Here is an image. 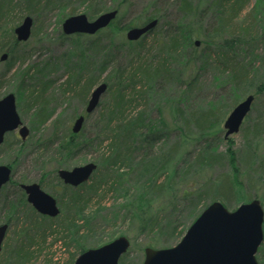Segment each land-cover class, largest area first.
I'll return each instance as SVG.
<instances>
[{"label": "trees", "instance_id": "1", "mask_svg": "<svg viewBox=\"0 0 264 264\" xmlns=\"http://www.w3.org/2000/svg\"><path fill=\"white\" fill-rule=\"evenodd\" d=\"M68 1L0 0V87L4 84L8 73L16 63L15 51L21 44L14 33L17 26L15 27L14 22L10 24L7 20L8 17L16 10L20 11L19 18L25 14L26 16H36L50 5L62 6V10L65 11L66 6L64 4H67ZM99 2L100 0H90V17L101 14ZM175 2L182 20L178 24L172 23L164 29L163 27L157 28V26L149 32L150 35H144L137 41L128 40L124 31L156 18L160 23L161 19L157 13L147 14L148 12L144 11L137 18L139 24L131 22L122 25L121 18L124 8L128 6L127 0H120L118 4L109 9L118 10L117 17L108 27L100 30L95 35L74 34L69 36L64 32L61 33L62 39L71 40L73 43L84 41L90 45V53L89 47L83 44V47L80 48L81 55L67 66L69 74L65 83L66 88L63 91L64 95H68L73 99L77 98L87 104L89 93L100 80V75L107 70L110 71L108 78L103 82L108 83L107 91L111 93V103L100 115L97 124V135L93 139H82L83 134H81V131L75 134L72 129L68 128L66 133L59 137L57 131L58 119H56L53 121L55 130L48 137L47 142L41 144H44L45 147L55 146L54 153L59 156L55 159L53 172L58 176L59 169L71 168V165L67 164L65 159H72L84 146L86 140H89L90 143L97 141V148L108 141V152H100L96 162L98 164L96 176L100 175L95 176L92 183H83L78 186L79 189H76L63 183L58 177L65 191L59 197V203L62 206L65 203H68L69 206L75 205L77 209L76 215L66 220L67 225L65 222L63 223V230L65 237L72 239V242L77 245L79 254L89 248L85 244L88 234L83 232L87 226L89 228L95 217H90V214L86 215L85 213L89 202L95 196L103 198L106 194H116L115 192L122 190L127 181V173L122 171L126 164L129 165V168H141L144 176L142 188L137 190L135 197L133 196V198L126 201L115 213L116 219L122 217L123 221L129 223L130 229L127 233L128 237L132 235L130 236L132 239L131 245L132 242L135 243L137 237L146 235L150 238L146 240L145 247L163 246L166 248V246H170L164 237L166 235H169V237L174 236L178 230L180 226L178 218L181 213L179 205L182 202L188 203L187 207L193 211L191 225L207 207V204L211 202L219 200L227 207L249 202L259 195V193L257 195L255 193V196L252 195V182L255 173H259V176L264 178V151L258 152L262 141H264V82L256 88L255 101L252 107V111L256 115L252 116L251 112L243 122V124L248 123L244 129V137L251 148L247 146L249 150L242 153V164L244 166L239 164V154L235 149L233 137L224 138L225 130L220 126L219 113L226 101H222V105L210 106L206 110H194L188 114L187 118L183 107L178 105L176 112L178 115L181 113L183 119V125L179 129L181 128L180 130L185 132L188 129H195L196 135L189 138L180 133V137L172 142L166 151H163L162 147L156 148L168 138L169 128L160 125L162 121L156 123V121L147 120L146 110L140 111L135 117L126 118L125 113L128 107L136 98L139 97L146 101L147 93L155 90L154 87L157 81L160 79L169 80L173 76L170 72L175 62L182 63V60H185L182 71L184 73L189 66L197 61L213 66L222 75H226L235 88L241 89L249 79L246 65L236 57L234 51L244 35L245 37L249 36V38L253 37L250 27L244 30L231 27L234 18L244 10L247 0H175ZM204 5L205 7H213L218 13L217 21L211 26L210 30L204 29L201 22H194L193 20L197 18L195 14L203 12ZM119 12H121V15H119ZM71 15H74L73 11L68 13L66 17ZM36 18L34 17L31 37H35L38 32ZM233 31H237V34L233 36L231 41L224 38L226 34H233ZM198 40L205 45L201 50L196 45ZM153 45L158 46V55L155 57L157 61L149 59V56H146L145 59L140 58L139 55L141 52L143 53L145 46ZM121 51H126L127 59L125 62L122 60L123 55H120ZM4 53H8V59L3 62L1 56ZM135 58L138 61L136 65H133L136 61ZM36 67L37 64H31L26 68H19L17 75H19L20 80L15 91L23 111H32V130L47 125L53 119L54 111L50 110V100L47 96L48 83L41 80L43 69H46V66L38 69L37 72L41 76L37 78L38 81L34 84V87L27 88L24 85L26 77ZM129 67L132 68L129 69ZM193 67L195 68V66ZM182 72L179 71V77ZM196 80L197 76H192L189 81L184 79L183 83L186 81L189 87H193V82ZM138 85H140L139 89L137 88ZM129 89H132L133 96L129 97ZM134 93L138 96H134ZM237 102L238 100L234 97L230 108L235 106ZM180 130L179 132H181ZM222 139H226L228 144L226 151L223 153L219 151L218 146V142ZM192 140L201 141V147L196 154L190 153L189 143ZM138 151L142 153L140 159H136L135 156ZM188 158L190 160L188 166L185 164L182 167L181 162L186 160V163ZM222 159L228 160L231 167L229 172L225 171L218 177L203 176V173L209 167L213 168ZM9 165L13 168L12 163ZM193 170L194 173H192ZM40 182L43 186V180ZM14 183L12 176L11 181L2 190L9 184ZM21 184L23 183L18 182L14 185L21 192L20 202L28 205L26 202L27 196ZM80 189H87V195L80 192ZM154 196L157 197V200L153 198ZM260 198L264 201V195ZM64 199H67L68 202ZM9 208L10 213H14V216L18 213L15 203H10ZM102 209H104V206L99 205L97 212H101ZM60 210L63 211L61 208ZM30 212L32 217H30V214L24 218V221H30L31 225L29 228L22 230L24 235L20 239L23 240L11 247L10 258L1 264H9V262L11 264H23L25 260L33 255V252L29 250L32 246V236L29 235V232L34 227L38 229L45 228L39 225L36 211L31 206ZM173 212L176 215L170 218L168 215ZM38 218H41L42 225L52 229L53 218L42 214H38ZM47 222H49L48 225H46ZM190 225L187 224L186 229ZM66 230H68L67 233ZM101 244L103 243L99 245ZM259 251L264 254V242ZM120 264H124L123 260Z\"/></svg>", "mask_w": 264, "mask_h": 264}, {"label": "rangeland", "instance_id": "2", "mask_svg": "<svg viewBox=\"0 0 264 264\" xmlns=\"http://www.w3.org/2000/svg\"><path fill=\"white\" fill-rule=\"evenodd\" d=\"M119 2L120 0H100L99 10H101V13L109 11L111 7ZM64 5L66 6L65 11L62 10V6L55 7L50 5L47 9L44 8L39 15L32 16L33 19L37 17L38 32L35 37H30L28 41L21 42L20 46L16 49V63L13 65V69L8 73L4 84L0 87V99L10 92L16 95L15 91L20 80L19 75H17L19 68H26L28 65L37 64V67L30 71L24 81V85L27 88H32L38 81L37 78L41 76L37 72L38 69L42 66H46V69H43V78L41 80L48 83L47 96L50 100V110H54L53 119L49 121L47 125L37 130H32V111L24 112L16 95L17 110L23 124L30 129V133L28 137L23 140L18 130L9 132L6 134L5 141L0 147V164L9 165L12 163L13 181H15V183L21 182L24 184H41L40 181L43 180L44 185L42 188L57 199L59 207L63 210L57 217H51L54 220L52 229L41 224L42 220L38 218V214L40 213L35 210L39 225L45 229L34 227L30 230L29 235L32 236V246L29 250L33 252V255L29 257L28 260H25L23 264H74L78 257L79 252L77 245L72 242V239L65 237V232L63 230V223L65 222L67 225L66 220L75 216L77 209L75 205L69 206L68 203H65L66 206H62L59 203V197L65 192L61 180L58 178L59 176L53 172L56 163L55 159L59 155L54 153L55 146L49 145L50 147H45L44 144H41L43 142L46 143L48 137L55 130V127H53L54 120L58 119V136L62 137L66 133V129H72L74 121L81 114L86 116L85 123L81 130V134H83L81 138L93 139L97 135V124L100 115L104 113L105 108L111 103V93L107 91L97 110L87 115L85 111L87 104H84L77 98L73 99L68 95H64L63 93L64 88H66L65 83L68 80L69 74L67 66L76 60V57L81 55L80 48L83 47V44L89 47L90 53V45L84 41H81V43H73L71 40L62 39V23L67 18L66 15L71 11H73L74 14L85 13L90 19H94L99 15L97 14L94 17H90V0H69L68 3ZM127 5L128 6L123 10L121 18L122 25L131 22L136 23L137 18H139L144 11L148 12L147 14L157 13L160 16L159 18L161 20L157 28L163 27L164 29L168 25L172 23L178 24L182 20L175 0H127ZM19 14V10L13 12L12 15L8 17V22H10V24L14 22L13 24H15V27L18 26L26 16L25 14L23 17L19 18ZM119 15H121V12H119ZM195 16L197 18L193 19L194 22H201L204 29L210 30L211 26L217 21L218 13L213 7H205L204 5L203 12L201 14H195ZM137 24L139 23L137 22ZM231 27L237 30H244L250 27V32L253 36L252 38H249V36L245 37V35L243 36L244 38L241 37L243 39L239 42L234 51L236 57L244 62L249 73V79L241 89L235 88L230 82V79H228L226 75H222L215 67L202 64L201 61H197L192 66H189L184 73L182 71L185 60H182V63L175 62L171 67L170 73H172L173 76H171L169 80L160 79L156 82L154 87L155 90L147 93L146 101L138 97L128 107L125 113L126 118L135 117L140 111L146 110L147 120L156 121V123L162 121L160 125L169 128L168 138L156 148L162 147L164 149L163 151H166L168 146L180 137V133L189 138L196 135L195 129H188L187 132L180 130L181 128L179 129V127L183 125V119L181 113L178 115L176 112V107H178V105L183 107L187 118L188 114L194 110H206L210 106L222 105V101H226V104L222 105V109L219 113L221 118L220 126L224 129L223 125L225 120L233 108L249 94L256 95L257 86L264 82V0H247L244 10L234 18ZM230 32L232 31L230 30ZM126 33L127 31H124L125 36ZM236 34L237 31H233V34H226L224 38L231 41ZM204 47L205 45L202 44L201 41L198 48L201 50ZM157 48V45L145 46V50L143 51L142 49L143 53L141 52L139 55L140 58L145 59L146 56H149V59H155L156 62L157 59L155 57L158 55ZM214 54L216 55V53ZM120 55H123L122 60L125 62L127 59L126 51H121ZM135 60L133 65L137 64L138 59L135 58ZM193 66H195V68ZM130 68L132 67H129V69ZM179 71L182 72L180 77ZM109 74V70L102 73L96 85L108 78ZM192 76H197V80L193 82V87H189L186 81L183 83V80L189 81ZM137 88L139 89L140 85H138ZM91 92L89 93L87 101L90 98ZM128 94L129 97L131 95L133 96L132 89H129ZM136 95L137 94L134 93V96ZM234 97L238 102L235 106L230 108V104ZM251 112L252 116L256 115L254 111ZM247 125L248 123L243 124L241 130L231 136L235 141V149L239 154L240 166H244L241 157L243 151L249 150L247 146L250 148L244 137V129ZM179 130L181 132H179ZM189 145L190 153L196 154L201 147V141L192 140ZM218 146L220 152H225L228 147L227 140H220ZM97 147V141L90 143L89 140H86L81 150L72 159H65V161H67V164L71 165V168L84 165L88 162H97L100 152H108V141H105L99 148ZM259 151H264V141H262L261 148L258 152ZM135 156L136 159H140L142 153L138 151V153H135ZM185 161L181 162L182 167L185 164L188 166L190 160L188 158L186 163ZM230 169L231 167L228 160L225 161L222 159L213 166V168L209 167V169L203 173V176L207 177L210 175V177H218L225 171L229 172ZM122 171L127 173V181L125 186L122 187V190L120 192H115L116 194H106L103 198L95 196L89 202L85 210L86 215L90 214V217L95 216L93 218L95 222H91L89 228L87 226L83 232L84 234H88L85 244L89 248H97L121 235L128 237L127 232H129L130 229L129 223L123 221L122 217L116 219L115 213H117V209L122 207L126 201L133 198V196L135 197L137 190L142 188L144 176L141 168H129L128 164L123 167ZM96 173L97 171L94 172L87 184L93 182ZM192 173H194V170ZM99 175L100 174L96 177ZM14 184H9L0 192V225L5 223L9 225L3 248L0 252V264L10 258L11 247L23 240L20 239L21 236L24 235L22 230L29 228L31 225L30 221L25 222L24 218L26 215L31 214V212L29 213L30 206H33L28 202L27 198L26 202L28 205L20 202L21 192ZM252 187V195L255 196V193L256 195L259 193L257 196L258 199L264 195V178H261L259 173H255ZM75 188L79 189V187ZM80 192H84L85 195H87V189H80ZM153 198L157 200V197L154 196ZM64 201L68 202L67 199H64ZM260 201H262L261 203L264 205L263 199L260 198ZM10 203H15L17 206L18 213L15 216L14 213H10ZM187 204L182 202L179 205V207H181V213L178 218L180 226L174 236L172 235L169 237V235H166L164 237V239L169 242L168 245H170L166 246V248L177 245L190 227L188 226L186 229L187 224L190 225V221L192 220L193 211L187 207ZM240 204L241 203L227 206V208L229 210H234ZM99 205L104 206L101 212H97ZM175 215L176 214L173 212L168 216L173 218ZM30 217H32V214ZM9 221H11L10 224ZM48 224L49 222L46 223V225ZM184 229L186 230L184 231ZM67 232L68 230H66V233ZM149 238L150 237L146 235L137 237L135 243L133 244L132 242L129 251L121 257L120 262L123 260L124 264H142L145 260V243ZM160 238L163 239V237ZM100 243L103 244L99 245ZM156 248L164 247L158 246ZM256 256L258 262L264 264V254L259 251ZM9 264L11 263L9 262Z\"/></svg>", "mask_w": 264, "mask_h": 264}, {"label": "water", "instance_id": "3", "mask_svg": "<svg viewBox=\"0 0 264 264\" xmlns=\"http://www.w3.org/2000/svg\"><path fill=\"white\" fill-rule=\"evenodd\" d=\"M118 10L101 13L94 19L80 13L68 16L62 23L66 35H95L108 27L117 17ZM159 23L153 19L143 25L127 30L126 37L137 41L149 34ZM34 19L27 15L15 28L14 33L19 42H26L32 35ZM200 45V41H196ZM8 59V53L1 56V61ZM108 90V83L101 82L94 87L86 105V114L93 113L99 107L102 97ZM255 95L249 94L239 102L223 125L225 138L233 136L241 130L243 122L252 111ZM86 116L79 115L72 126L73 133H79L85 123ZM18 130L25 140L30 129L23 124L17 110L14 93H8L0 99V145L7 133ZM96 162H88L71 169H59V178L73 187L80 186L92 177L97 169ZM13 170L9 165L0 164V192L10 182ZM28 202L42 215L57 217L60 207L57 199L45 191L40 183L22 184ZM264 208L260 199H253L229 210L223 202H211L190 225L181 241L167 248H145V260L142 264H260L257 253L264 241ZM9 225H0V252L6 238ZM131 246V240L121 235L97 248H89L78 255L74 264H120L121 257Z\"/></svg>", "mask_w": 264, "mask_h": 264}]
</instances>
